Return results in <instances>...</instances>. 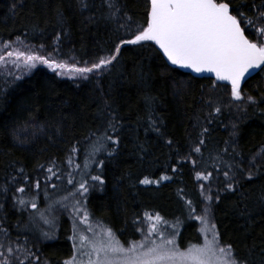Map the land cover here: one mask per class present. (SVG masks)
I'll return each instance as SVG.
<instances>
[{
	"label": "trees",
	"instance_id": "trees-1",
	"mask_svg": "<svg viewBox=\"0 0 264 264\" xmlns=\"http://www.w3.org/2000/svg\"><path fill=\"white\" fill-rule=\"evenodd\" d=\"M87 2L90 7L83 9L81 0H0V41L19 37L44 56L85 67L112 54L121 39H131L129 28L134 32L146 26L148 0H118L119 20L111 18L105 0ZM262 2L231 0L233 14L239 7L253 17L252 4ZM242 26L248 35L251 28L246 22ZM241 92L242 99L236 100L229 85L172 65L151 41L122 45L112 65L87 78H61L44 65L19 76L0 72V232L7 239H23L19 245L28 244L47 264H63L71 256L68 217L60 215L46 238L29 215L32 200H39L36 182L42 186L49 167L57 175L66 173L75 156L84 165L92 162L85 179L99 176L102 181L88 182L86 210L121 242L138 238L143 213H159L182 221L181 245L197 243V221L188 219L189 211L195 209L197 216L206 199L196 173L211 172L206 180L213 196L209 208L221 242L231 244L250 264H261L264 71L245 81ZM248 96L256 103L248 102ZM113 114L118 143L103 140L106 130L117 139L108 128ZM98 138L103 150L92 155L90 146ZM200 139L204 144L195 153ZM165 175L170 179L160 180ZM145 177L160 183L141 184ZM230 181L235 190L226 189ZM21 187L23 193L17 191Z\"/></svg>",
	"mask_w": 264,
	"mask_h": 264
},
{
	"label": "snow or ice",
	"instance_id": "snow-or-ice-1",
	"mask_svg": "<svg viewBox=\"0 0 264 264\" xmlns=\"http://www.w3.org/2000/svg\"><path fill=\"white\" fill-rule=\"evenodd\" d=\"M105 2L111 18L121 19L118 16L121 10L118 0H105ZM80 6L83 9L90 7L87 0H81ZM251 7L255 10V15L247 17L245 12L239 10V7H236V14H233L231 0H148L146 26H138L134 32L129 28L128 31L132 33L131 39H121L112 54L98 57L90 66L78 67L75 64L58 62L51 54L44 56L38 52H26L18 48L7 51L6 56L0 55V63L10 61L16 68L23 66L28 70L35 68L37 64H43L53 71L59 70V75L70 74L87 78L88 74L98 70L103 71L112 65L113 61L117 60L122 45H142V42L151 41L158 45L172 65L188 68L196 73L211 72L215 74L217 81L230 82L231 96L240 100L242 99L241 81L245 78V74L249 70L255 69L264 71V2L259 5L253 3ZM124 18L126 21L131 20L127 14ZM245 22L251 28L248 35H246L247 29L242 26ZM258 24L259 26H257ZM119 27L123 28L125 25L120 24ZM250 35L253 37L252 39L249 38ZM3 46L5 49L10 48L11 43H5ZM245 99L252 104L256 103L255 98L251 96ZM145 100L150 104V97H145ZM261 102H264V98ZM215 111L219 112L220 109L216 108ZM261 111L264 113V109ZM149 119L151 120V117ZM116 120L117 118L113 114L108 123V128L113 133H117ZM151 123L158 132L159 129L155 128L156 122L151 121ZM203 131L206 132L207 129ZM99 139L90 146L92 155L103 150L104 145L99 143ZM103 140L118 143V133L117 139L114 140L106 130ZM167 143L171 145L172 141L169 140ZM203 144L204 140L200 139L192 151L200 153V146ZM72 151L75 152L76 149L73 148ZM224 151L226 152L227 148ZM259 158L264 161V153L259 154ZM256 159L257 157L254 156L253 160ZM71 162L70 158L69 163ZM192 163L195 165L196 161L193 160ZM227 167L231 169L232 165L229 164ZM236 167L243 170L240 164H237ZM175 170L173 168V171ZM47 171L55 175L52 167H49ZM223 175L228 177L229 172L225 171ZM211 176V172L196 173L197 179L209 180ZM234 176L235 174H233V180ZM251 178L252 171L249 169L248 179ZM91 179L101 181L99 176L91 177ZM168 179L170 177L166 175L160 178V180ZM160 180L153 181L145 177L140 183L159 184ZM67 182L70 185L74 184L71 174H69ZM35 187L39 189V181L36 182ZM200 187L203 190L204 185L202 184ZM226 189L235 190L234 182H228ZM17 191L23 193L25 189L21 187ZM87 192V181H82L76 191L63 197V200H68L69 197L73 198L74 202L71 205L73 212L79 215L83 211V215H80V222L84 224H88L89 214L86 209L82 210L78 207L81 202L75 197L77 194L82 195ZM219 198L218 195L215 197L216 200ZM205 199L211 201L213 196L208 195ZM18 203L23 205L25 201L20 198ZM187 203L191 206L192 202L188 201ZM61 206L67 207L68 205L62 203ZM261 206L264 209V197L261 198ZM31 207L33 209L37 207L34 200ZM202 212L203 215L196 216L195 209L190 207L188 219L194 217L200 222L199 233L203 235V243L189 244L183 250L176 239V236L179 235L178 226L182 223L179 218L171 223L172 232L169 233L166 228L161 227L162 225L168 226L169 222L159 213H145L147 227L137 229L142 238L139 241H129L127 246L116 238L110 228L104 225L98 224L96 228L89 225L87 229L91 233L89 236L78 231L74 222L71 237L73 255L63 264H250L247 259L236 254L231 244L221 242L216 225L209 220L210 208L205 207ZM45 223L48 221L46 220ZM47 235L45 233V236ZM3 247L0 244V248ZM6 251L11 254L14 249L9 246ZM25 251L24 260H27L29 256H34V253ZM0 256H5V253L0 252ZM24 260H20L19 264H24ZM35 260L36 264H39L40 258L35 257ZM0 264H12V261L5 256L4 259H0ZM261 264H264V258H262Z\"/></svg>",
	"mask_w": 264,
	"mask_h": 264
},
{
	"label": "rangeland",
	"instance_id": "rangeland-1",
	"mask_svg": "<svg viewBox=\"0 0 264 264\" xmlns=\"http://www.w3.org/2000/svg\"><path fill=\"white\" fill-rule=\"evenodd\" d=\"M5 43H11V47L5 49L3 46ZM15 48H18L19 50L26 51V52L27 51L38 52L39 54L42 55L40 48L28 45L21 39H19V40L15 39V40L6 41V42L0 41V55L6 56L7 51H11ZM58 62H60V61H58ZM40 65H43V64H37V66H40ZM44 66H46V65H44ZM48 69H50V68H48ZM50 70H52V69H50ZM3 71L5 73L15 74V75L19 76V75H22V74L29 72L30 70L24 68L23 66H21L20 68H16L9 61L8 63H0V72H3ZM55 72L61 78H68V79L84 78L82 76H73L70 74L59 75L58 74L59 70H57ZM71 161L72 162L69 163V160H68L66 173L58 174V175L55 173V175H53L52 173H49L47 171L48 174H47V177L44 179L42 186L39 187V189H37L36 187L34 189L35 191H37L39 193V200L35 201V203L37 205V207L35 209H33L31 207L32 212L29 215V219H31V221L34 222L35 226L39 227V230L42 232V234H44L45 232L51 231L52 226L55 224V222L57 221V218L60 215H65L70 220L71 237L73 235V224H74V222L77 225L78 231L84 233L85 235H89V236H91V233H89L87 231L88 226L91 225L93 228H96V226L98 224H101L100 222L92 219V217L88 211H87L89 214L88 224L81 223L80 222V215H83V211H81V213L79 215L77 213L73 212V209L71 207L72 203L74 202L73 198L69 197L68 200H63V197L68 196V194L70 192H74L78 189L80 182L87 181V186H88L89 185L88 182L92 181L91 179L89 180V178L85 179V175H84V174H89L90 167L92 164V162L90 160H88L87 163L84 165L82 163H79L74 156V158ZM77 165H79V167H77ZM69 174H71V178L74 180V184H72V185L68 184V182H67L69 179ZM92 177H94V176H92ZM199 183H200V186L202 184L204 185L203 190L202 189L201 190H202V193H203L204 198H205L206 196H208L210 194L209 192H212L211 188L206 185V180L199 179ZM53 185H55V187H53ZM209 189H210V191H209ZM87 194H88V192L83 193L82 195L77 194L75 197L76 200H80L81 203L78 207H80L82 210L86 209L85 202H86ZM32 202H33V200H32ZM62 203L67 204L68 206L62 207L61 206ZM209 203H210L209 200H204L203 201L204 207H202V209L205 207L209 208ZM202 209L199 211L197 216L203 215ZM150 214H155V213H150ZM46 220L48 221V223H45ZM165 220H167V219H165ZM209 220L211 223H213L210 212H209ZM167 221L169 222V225L168 226L162 225L161 227L166 228L167 232L171 233L172 228L170 227V225H171V223L175 222V220L174 221L173 220H167ZM196 221H197V226H198L197 229H198V233H199V228L201 227V225H200V222L198 220H196ZM101 225H103V224H101ZM142 227L143 228L147 227V221H146L145 213H143L141 215V217L139 218V220L137 221V229L142 228ZM177 230L179 232V226H178ZM138 234H139L138 238L135 240H131V241H139L142 237H141V233L139 231H138ZM199 234H200V239H199V242H197V243H186L185 245H181L179 243V239H178L179 235L176 236L177 243L181 247L182 250L185 249L189 244L203 243V235L201 233H199ZM43 237L47 238V237H49V235H47V236L43 235ZM36 238H37V240L43 239L40 237H36ZM21 240H23V239H20V240L14 239V238L7 239L0 232V244H2L4 246L3 248H0V252H4L5 256H7L12 261V264H19L20 260H24V257L26 255L25 250L34 253L33 251H31V248L28 244L25 243V244H23V246L19 245ZM70 241H71V244L73 245V240L71 239ZM128 242H125V243L122 242V243H124L127 246ZM9 246H11L14 249L13 253H11V254L7 253V251H6ZM72 255H73V247H72V254L69 258H71ZM5 256H0V259H4ZM35 257H39V256H37V254L34 253V256H29L27 260H24V264H36ZM39 264H45V261L42 258H40Z\"/></svg>",
	"mask_w": 264,
	"mask_h": 264
},
{
	"label": "water",
	"instance_id": "water-1",
	"mask_svg": "<svg viewBox=\"0 0 264 264\" xmlns=\"http://www.w3.org/2000/svg\"><path fill=\"white\" fill-rule=\"evenodd\" d=\"M158 46V45H157ZM162 51V50H161ZM185 70L195 74L196 76H199V77H203V76H206V77H210L214 80H216V77H215V74L214 73H211V72H202V73H196L194 71H192L191 69H188V68H184ZM259 69H255V70H249L248 73L245 74V78L241 81V86L242 84L247 81L249 78H251ZM217 81V80H216ZM218 83H222V84H227L231 87V84L230 82L228 81H217Z\"/></svg>",
	"mask_w": 264,
	"mask_h": 264
}]
</instances>
